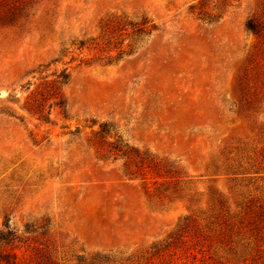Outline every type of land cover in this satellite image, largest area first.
Listing matches in <instances>:
<instances>
[{"label":"rangeland","instance_id":"obj_1","mask_svg":"<svg viewBox=\"0 0 264 264\" xmlns=\"http://www.w3.org/2000/svg\"><path fill=\"white\" fill-rule=\"evenodd\" d=\"M260 13L264 0H0V231L16 264H264V241L212 236L219 210L264 202V44L245 28ZM114 18L154 30L104 31ZM115 140L178 174L127 175ZM188 217L195 236L167 256Z\"/></svg>","mask_w":264,"mask_h":264},{"label":"trees","instance_id":"obj_2","mask_svg":"<svg viewBox=\"0 0 264 264\" xmlns=\"http://www.w3.org/2000/svg\"><path fill=\"white\" fill-rule=\"evenodd\" d=\"M263 9V7H262ZM119 19V20H118ZM114 18L113 20L107 21L102 25L104 31L110 33H115L116 30L130 29L131 35H147L152 30H154L153 25L143 26L145 22L139 27L137 24L132 23L131 21H126L120 18ZM246 30L252 34L256 39L264 44V14L260 13L258 15L251 16L245 23ZM134 41V40H133ZM133 43V42H132ZM129 44L128 46H130ZM99 130L95 135H99L102 138L103 134H106L105 130L99 126ZM108 146L107 152L111 153L115 157H124L126 158L125 167L126 174L133 176L135 174H144L146 172H153L158 176L161 172L169 173L171 175H177L175 169H167L160 161L156 159H145L141 157L136 150L127 147L126 145H121L116 142L106 143ZM133 166V169L130 168ZM218 205L222 207V202L217 201ZM215 228L212 230V236L215 241L219 243L228 245L231 242L230 238L232 235L238 236L241 241L246 240V243H241V247L244 250H247L249 247V242L247 239L252 238L254 242L252 244L251 250L254 253L259 252L258 242L261 243L264 241V202H259L255 199L247 200L241 207L240 217L236 220L228 218V215L225 216L222 212H219L214 216ZM194 220L191 218H184L180 224H178L174 233H172L168 239L170 243L166 246L172 248L170 254L167 256H172L178 254L179 251H185L181 246L185 247L190 240L188 238L196 231V226H194ZM213 225V222L210 223ZM190 232V233H189ZM203 240L211 242L212 237L205 235ZM8 242L7 235L0 231V264H16V261L12 259V255L6 252V244ZM155 248V247H153ZM155 253L159 252L156 248ZM186 253V252H185ZM191 254V253H188ZM193 256V255H192ZM186 257V255H185Z\"/></svg>","mask_w":264,"mask_h":264}]
</instances>
